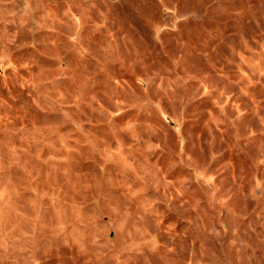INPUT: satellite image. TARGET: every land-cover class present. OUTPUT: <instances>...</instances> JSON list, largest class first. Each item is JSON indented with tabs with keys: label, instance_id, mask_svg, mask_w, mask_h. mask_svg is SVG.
Listing matches in <instances>:
<instances>
[{
	"label": "rangeland",
	"instance_id": "obj_1",
	"mask_svg": "<svg viewBox=\"0 0 264 264\" xmlns=\"http://www.w3.org/2000/svg\"><path fill=\"white\" fill-rule=\"evenodd\" d=\"M0 264H264V0H0Z\"/></svg>",
	"mask_w": 264,
	"mask_h": 264
}]
</instances>
